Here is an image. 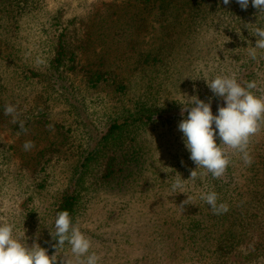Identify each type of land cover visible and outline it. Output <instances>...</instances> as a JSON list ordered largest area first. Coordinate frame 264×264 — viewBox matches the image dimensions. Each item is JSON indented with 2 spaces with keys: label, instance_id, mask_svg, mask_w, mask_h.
<instances>
[{
  "label": "rangeland",
  "instance_id": "374dc122",
  "mask_svg": "<svg viewBox=\"0 0 264 264\" xmlns=\"http://www.w3.org/2000/svg\"><path fill=\"white\" fill-rule=\"evenodd\" d=\"M3 1L2 7L9 4ZM37 3L39 9L21 16L17 34L13 32L16 20L10 17L13 9L0 10V168L5 174L0 181V223H14L19 230L26 200L32 196L44 220L40 218L25 239L29 245L38 242L53 255L57 242L49 233L54 208L70 188L80 201L75 223L91 238V251L101 256L100 264H264V235L260 237L257 230L264 222V198L229 194L221 202L230 210L213 214L201 199L202 193L213 191L212 183L207 174L189 179L190 170L197 166L178 129L187 114L185 118L176 115L191 106L192 97L214 98L206 79L234 75V63L224 55L227 32L219 35L202 27L195 33V26L188 27L187 14L175 18L181 2L166 16L158 6L138 0ZM59 32L65 33L68 48L77 53L74 70L49 66L57 41L54 34ZM164 45L169 64L154 61ZM29 70L37 75L31 76ZM98 71L120 76L129 87L127 94L120 97L108 81L96 83L93 75ZM259 83L264 87V69ZM146 92H155L161 107L177 108L156 116V122L131 124L104 139L115 119L123 121L126 109L145 100ZM8 104L16 106L27 133L13 122V116L5 115ZM34 106L38 108L32 115ZM28 140L35 147L25 151ZM256 140L250 143V152ZM41 151L49 160L42 171L36 167ZM228 152L237 186L246 191L254 173L246 169L240 153ZM3 153L7 155L4 162ZM119 158H126V165L115 167V177L108 176L105 162L111 161L112 169ZM178 175L189 179L186 194L171 191ZM187 195L192 204L181 208ZM250 209L254 218L248 224ZM197 224L203 229L214 224L215 236L209 241L197 238L195 243L189 227ZM228 232L239 235L231 239L233 254L222 256V234ZM253 237L263 243L256 244ZM198 248L211 252L203 255L195 252ZM57 258L58 264L63 259L78 264L67 244Z\"/></svg>",
  "mask_w": 264,
  "mask_h": 264
},
{
  "label": "trees",
  "instance_id": "16d2710c",
  "mask_svg": "<svg viewBox=\"0 0 264 264\" xmlns=\"http://www.w3.org/2000/svg\"><path fill=\"white\" fill-rule=\"evenodd\" d=\"M6 1L9 2V4L5 5V7H2L4 1L0 0V10L3 11L4 8L13 9V13L10 17L12 19L15 18L16 20L14 22L16 27L14 28L13 32L14 34H17L21 29V16L25 14L27 10L32 11L39 9L38 3L37 0ZM138 1L146 5H150V7L158 6L159 8H161L164 16H166L170 12V10L177 5L178 2H181L179 8L176 9V11L178 12L176 16L178 17L175 18L182 19L183 14H187L185 18L186 20H190L188 22V27L192 28L195 26V33L197 29H200L202 27H205L210 31L215 30L219 35L222 33L226 34L227 32V43L225 44L226 51H224V55L227 57V59L230 60L231 63H234V76L241 83L246 81H255L257 87L253 91L258 96L264 95V87L259 83L260 71L264 69V50L257 49L256 59L251 58L249 53L250 50L255 46L257 37L251 35L249 30L245 28V24H249V27L251 28H255L257 26L256 23L264 25V16L258 17V10L253 8L251 4L247 8V10H242L240 5L236 3V0H231V3L228 5H224L222 0ZM207 20H210L211 22H208ZM170 34H172L171 31L169 32V37ZM54 37L57 38V41H55L56 44L54 46V49L50 52L49 66L55 69L68 67L69 69L74 70L76 68V51L71 50L70 47L68 48L66 35L64 32H59L58 34L55 33ZM216 43L217 45L219 44V37H216ZM164 50H167L166 45L162 46L161 51L156 56H154V61L156 60L157 62H162L163 64H169V53H166V51ZM0 53H2L1 49ZM28 72H30L31 76L37 75L36 70H29ZM93 76H95L94 78L96 83H103L104 81H108L112 86H114L115 89L113 90L116 91L120 97H124V95H126L129 90L128 85L122 80L120 76H117L114 72L98 71V73ZM156 95L157 94L155 92H146V95L144 96L145 100L137 101L134 103L133 107H131L130 109H126L128 113L122 117L123 121H121L120 119H115L113 124L109 127L107 136L104 137V139H106L108 135L111 137L115 135V133L123 131L127 127H130L131 124H138L139 126L140 124L148 125L156 122L158 120L156 116L163 114V112L165 111H173L175 110V108H177V106H170L168 109L165 107H161L159 103L157 104V100L155 99ZM210 100L212 103L213 114H218L219 107L224 106L225 102L222 98L216 96H214V98ZM35 108H38V106L32 107V111H30V113L32 112V115H34L35 113ZM186 114L187 112H183L181 114H177L176 116L185 118L184 116ZM213 127H215V125H213ZM261 131L264 133V129H262ZM255 138H257V140L255 141V150L250 152L254 162L250 167L245 166L246 169H249V172L254 173L253 176L248 178L250 183L247 186L246 191L240 190L237 186L236 178L234 177V170L231 163L224 176L219 179H214L210 173L207 174L208 180L212 183L213 191L219 194L220 202L226 201L229 198V194H237V196L240 197H243L245 195L251 197V199L257 198L260 201L263 200L264 191L262 190V187L264 185V135L259 137L258 133L257 135L252 137L251 142H253ZM217 143H219L218 137ZM126 155L127 154H125L124 156ZM5 159H7V155L6 153H3L2 162H4ZM125 160L126 158H119V163L115 162L112 169L110 168L112 162L106 161L105 170L107 171L108 176L115 177V167L120 166L121 164L126 165V163H124ZM48 162L49 160L46 157L45 151H41L40 153H38L36 159V167L39 168L40 171L47 170ZM262 172L263 175H261ZM4 178V170L0 168V181L4 180ZM39 186L45 187L46 185L40 184ZM1 189L2 188L0 187V192ZM28 198L29 199L26 200V204L28 203V205L26 206L27 209L23 213L22 224L19 225L20 233H26L29 230H32L34 228V225L36 224V222L38 223V220L40 218L41 220H44L40 216L38 208L33 202V197L31 196ZM79 203L80 201L78 199V196L76 195L75 190H70V188H67L61 194L53 212V223L51 224L53 231H55L54 224L56 214L61 210H68L73 218V222L75 223L77 215L79 213ZM246 215L248 219L247 223L249 224L254 218V213H252L250 209L247 211ZM37 216H39L38 219ZM258 216H260V214ZM25 224L28 226V228L26 229L24 228ZM198 224L196 228L189 227V230L192 231L190 237H193L195 239V243L197 241V238L209 241L215 236V233H213L216 228L214 224H212L211 229L209 228L210 230L208 229V227H204L207 232H204V229ZM257 230H260V237H262L264 235V222L259 223V227L257 228ZM255 234L257 233L254 232L253 235ZM238 235L239 234L229 232L222 234V236L224 237L222 240L225 242V245L219 248V252L222 256L233 254L232 252L234 251L235 246L230 249L231 239L235 240ZM49 236L52 238L50 233ZM253 240L256 241V244L259 242L263 243L259 237H253ZM195 252H200V254L206 255L207 253L211 252V249H206V251H204L203 249L198 248L195 250ZM242 252H246V250L243 249ZM250 254L251 253H247V255Z\"/></svg>",
  "mask_w": 264,
  "mask_h": 264
},
{
  "label": "clouds",
  "instance_id": "9594fccd",
  "mask_svg": "<svg viewBox=\"0 0 264 264\" xmlns=\"http://www.w3.org/2000/svg\"><path fill=\"white\" fill-rule=\"evenodd\" d=\"M224 5L231 0H222ZM242 10L249 5L258 10V17L264 16V0H236ZM255 28L245 24L251 35L257 37L255 46L249 55L256 59V50H264V25L256 23ZM37 63H42L37 60ZM208 87L216 97L223 99L224 106L219 107L218 114H213L211 100L206 102L198 96L192 97L191 106L182 109L187 112L185 119L178 125L183 133V139L190 159L197 166L190 170V178L195 180L198 175L210 173L214 179L224 176L230 163L231 156L228 149L241 154L246 166H251L253 157L249 151L252 137L264 129V95H256L253 91L255 81L239 82L234 75L218 74L210 81L206 79ZM5 115L13 116V122L19 123L20 130L27 133L25 122L18 120L17 108L8 104L4 109ZM215 125V127H213ZM217 137L219 143H217ZM35 147L31 140L25 141L23 149L30 151ZM183 163V161H182ZM204 169V172H198ZM187 179V180H189ZM181 175L175 176L171 183L173 193H185V181ZM186 194V193H185ZM201 199L211 208L213 214L221 215L229 211L226 202H220L219 194L210 191L201 194ZM192 204V197L180 205ZM55 231L51 228L50 235L57 243L53 245L57 252L49 255V250L38 242L27 243L24 233H20L14 223H0V264H58L57 254L65 244L70 246L71 253L77 258L78 264H100L101 256L92 249L91 238L81 231L79 223L73 222L68 210H61L56 214ZM62 264H73L71 259H63Z\"/></svg>",
  "mask_w": 264,
  "mask_h": 264
}]
</instances>
